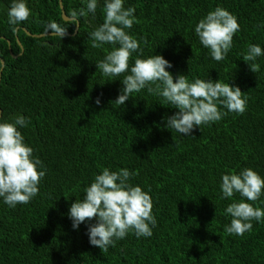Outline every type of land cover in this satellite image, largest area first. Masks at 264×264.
Segmentation results:
<instances>
[{
    "label": "trees",
    "instance_id": "1",
    "mask_svg": "<svg viewBox=\"0 0 264 264\" xmlns=\"http://www.w3.org/2000/svg\"><path fill=\"white\" fill-rule=\"evenodd\" d=\"M86 2L26 0L29 19L10 25L11 0H0V121L17 114L29 119L18 130L46 168L29 204L11 208L0 198V264H264V221H252L243 236L226 234L231 217L224 210L240 195L221 199L220 190L223 174L243 168L264 178V55L255 61L256 73L242 58L249 44L264 50V0H124L138 21L125 31L139 41L142 58L162 55L174 78L221 80L247 98L243 115L228 112L189 136L164 126L178 110L146 88L124 105L114 102L128 73L105 77L96 68L113 45L91 47L104 0H97L94 14ZM216 7L240 25L219 62L195 34ZM81 8L86 14L74 23L71 13ZM50 21L67 35L47 30ZM105 167L138 173L130 182L151 196L157 226L151 237L130 232L102 253L87 234L95 219L74 229L68 213ZM254 206L264 209V193Z\"/></svg>",
    "mask_w": 264,
    "mask_h": 264
},
{
    "label": "clouds",
    "instance_id": "2",
    "mask_svg": "<svg viewBox=\"0 0 264 264\" xmlns=\"http://www.w3.org/2000/svg\"><path fill=\"white\" fill-rule=\"evenodd\" d=\"M86 9L94 14L97 0H87ZM103 12V23L89 35L92 48L113 45L96 63L103 76L118 77L128 73L122 80L123 88L114 101L116 104L124 105L133 93L146 88L149 94L161 97L163 103L178 110L166 117L164 126L184 136L191 135L197 127L220 121L228 112L244 114L247 98L238 86L221 80L195 78L190 81L183 74L174 78L167 70L172 67L171 63L162 55L142 58L139 41L125 31L138 22L134 7L125 8L124 0H104ZM85 14V9L81 8L78 13L73 11L71 17L78 24V16ZM30 15L26 0H11L8 9L10 25L27 21ZM46 28L62 38L67 35V29L54 21H50ZM239 30L237 17L222 7L209 11L195 26L200 43L217 62L226 58ZM133 53H137V57L129 67ZM261 55L264 50L259 45L247 46L242 58L251 72L260 71L255 61ZM96 103L99 104L100 100L97 99ZM29 123V119L21 114L10 121H0V198L11 208L29 204L39 194L38 186L46 175L42 161L33 157V149L24 142V136L18 130V126L27 127ZM135 175L138 173L127 168L111 171L105 167L84 189V198L77 199L70 206L68 216L74 229L95 219V223L88 224L87 234L90 244L100 248L102 253H107L109 247H115L116 241L124 239L130 232L137 238L151 237L157 226L151 196L141 186L130 182ZM220 190L221 199L233 198L236 193L240 195L239 200H233L224 210L225 215L231 217L230 224L224 228L226 234L243 236L252 230V221H264V209L254 206L264 193V178L252 168L223 174Z\"/></svg>",
    "mask_w": 264,
    "mask_h": 264
},
{
    "label": "water",
    "instance_id": "3",
    "mask_svg": "<svg viewBox=\"0 0 264 264\" xmlns=\"http://www.w3.org/2000/svg\"><path fill=\"white\" fill-rule=\"evenodd\" d=\"M60 3H62V0H60ZM62 15H63L64 19H66V20H71L72 19V18L68 17L64 11H63ZM77 30H78V27L76 28V31ZM28 33L30 34V32H28ZM34 36H38L39 37V36H43V34H35ZM1 64H2V67H1V72H2V70H3L4 66H5V62H4L3 59H1ZM1 72H0V80H1Z\"/></svg>",
    "mask_w": 264,
    "mask_h": 264
}]
</instances>
